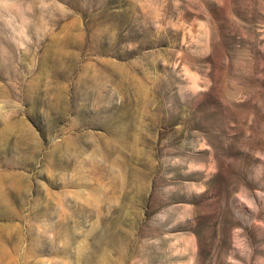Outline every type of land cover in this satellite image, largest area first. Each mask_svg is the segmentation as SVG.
<instances>
[{
	"label": "rangeland",
	"instance_id": "374dc122",
	"mask_svg": "<svg viewBox=\"0 0 264 264\" xmlns=\"http://www.w3.org/2000/svg\"><path fill=\"white\" fill-rule=\"evenodd\" d=\"M0 264H264V0H0Z\"/></svg>",
	"mask_w": 264,
	"mask_h": 264
}]
</instances>
